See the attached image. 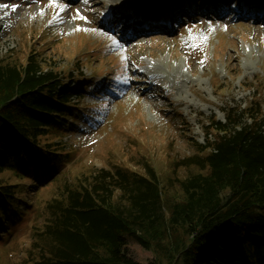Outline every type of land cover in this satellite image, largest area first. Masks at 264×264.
Listing matches in <instances>:
<instances>
[{
    "label": "rangeland",
    "instance_id": "374dc122",
    "mask_svg": "<svg viewBox=\"0 0 264 264\" xmlns=\"http://www.w3.org/2000/svg\"><path fill=\"white\" fill-rule=\"evenodd\" d=\"M99 1L97 7L92 0H56V6L49 0H0L9 5L0 8V57L23 64L39 50L44 68L53 66L82 93L72 96L78 105L74 121L41 138L68 152L56 177L29 186L25 177L1 174L26 193L20 217L0 236V264H30L37 257L44 243L38 234L50 217L47 203L66 182L114 166L143 173L141 164L149 162L164 187L176 193L177 179L192 171L177 164L195 153L196 142L206 141L210 117L224 121L225 106L245 104L253 92L264 100L262 9L254 13L253 8V20L247 8L238 6L237 12L232 0H220L229 2L221 16L205 14L203 7L174 29L139 36L136 26H129L136 13L122 17L120 25L116 11L161 10L172 0ZM77 10L86 19H73ZM55 14L59 18L53 20ZM190 34L207 39H190ZM129 246L141 264H169L133 239Z\"/></svg>",
    "mask_w": 264,
    "mask_h": 264
},
{
    "label": "trees",
    "instance_id": "16d2710c",
    "mask_svg": "<svg viewBox=\"0 0 264 264\" xmlns=\"http://www.w3.org/2000/svg\"><path fill=\"white\" fill-rule=\"evenodd\" d=\"M6 57H0V236L20 217L26 193L1 174L25 177L29 186L54 179L68 152L41 138L74 121L72 96L82 95L53 66L44 68L39 50L23 64ZM261 95L226 105L224 121L210 117L206 141L177 164L192 171L177 179L176 193L149 162L141 164L143 173L114 166L66 182L47 203L50 217L38 234L44 243L30 264H141L130 239L169 264H264Z\"/></svg>",
    "mask_w": 264,
    "mask_h": 264
},
{
    "label": "bare ground",
    "instance_id": "6f19581e",
    "mask_svg": "<svg viewBox=\"0 0 264 264\" xmlns=\"http://www.w3.org/2000/svg\"><path fill=\"white\" fill-rule=\"evenodd\" d=\"M92 2L97 7L102 6V3L99 0H92ZM195 2L196 0H172L170 2L166 1L164 7L161 10L157 9V7H151V9L140 11L138 8H132L129 10L128 7H126L123 8V10L119 9L120 11H116L115 15L119 14L117 18H119L121 25L123 23L122 17L124 18V16L128 15H131L133 17L136 13L135 18L129 22V26H131L132 24L133 26H136L135 31L137 29L138 35L140 36L141 34H143L142 32L147 30L163 31L174 29V27L170 26L172 23L181 21L183 16H193L196 12H198L197 10L202 9L203 7H205V14L208 12L214 13L217 16H221L223 14L224 8L221 6H212L210 4L211 0H206L205 2H208V4H203L201 6L196 5ZM240 3L245 8L262 9L264 15V0H253L252 2L250 0H240ZM249 13L251 19L254 20L255 15L252 13V10L246 12V14ZM263 15L261 16L262 19L264 18ZM259 28H261V26H259Z\"/></svg>",
    "mask_w": 264,
    "mask_h": 264
},
{
    "label": "snow or ice",
    "instance_id": "6c2138e0",
    "mask_svg": "<svg viewBox=\"0 0 264 264\" xmlns=\"http://www.w3.org/2000/svg\"><path fill=\"white\" fill-rule=\"evenodd\" d=\"M49 2H50V5H51V6H56V0H49ZM8 7H9V5H7V4H2V5H0V8H8ZM16 7H17L16 5H13V6H12L13 10H15ZM65 7H66V5H62V6H60V10L63 11ZM58 18H59V17H58V14H55V15L53 16V20L58 19ZM77 18H79V19H86V17H83V16L80 15L79 10H77V14H76V16L73 17V19H77ZM51 22H52V21H50V23H51ZM76 30H86V29H80V28L78 27ZM93 31H95V30L93 29ZM189 31H190V33H191V30H189ZM190 39H199V40L202 42V41L206 40L207 37H198V38H197V37H193V36H191V34H190ZM113 43L115 44V43H117V41H116L115 39H113ZM198 46H199V45H196V44L193 45V47H198ZM122 59H123V57H122ZM201 62H202V61H201Z\"/></svg>",
    "mask_w": 264,
    "mask_h": 264
}]
</instances>
